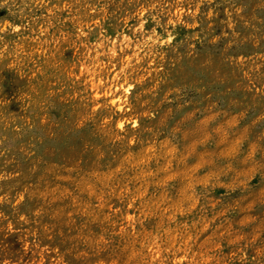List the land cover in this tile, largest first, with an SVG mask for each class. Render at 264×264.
<instances>
[{
    "label": "rangeland",
    "instance_id": "obj_1",
    "mask_svg": "<svg viewBox=\"0 0 264 264\" xmlns=\"http://www.w3.org/2000/svg\"><path fill=\"white\" fill-rule=\"evenodd\" d=\"M0 264H264V0H0Z\"/></svg>",
    "mask_w": 264,
    "mask_h": 264
}]
</instances>
